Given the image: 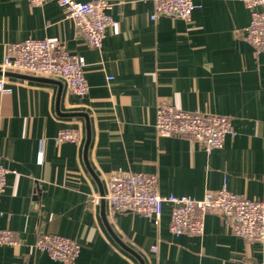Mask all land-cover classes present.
I'll return each instance as SVG.
<instances>
[{"label":"crops","instance_id":"crops-1","mask_svg":"<svg viewBox=\"0 0 264 264\" xmlns=\"http://www.w3.org/2000/svg\"><path fill=\"white\" fill-rule=\"evenodd\" d=\"M110 1L115 23L94 48L57 1L0 0V65L8 44L55 37L84 57L89 83L80 97L60 79L5 76L0 230L18 242L0 244V264H62L35 249L44 233L80 243L74 264H264V241L235 235L220 213L205 215L203 234L176 236L169 204L157 222L91 202L118 171L155 173L161 194L200 199L225 185L264 198V49L243 37L250 12L242 0H197L191 21L153 20L150 1ZM161 102L229 115L233 133L210 152L185 136H160ZM63 128L78 129L80 141L58 143Z\"/></svg>","mask_w":264,"mask_h":264},{"label":"built area","instance_id":"built-area-1","mask_svg":"<svg viewBox=\"0 0 264 264\" xmlns=\"http://www.w3.org/2000/svg\"><path fill=\"white\" fill-rule=\"evenodd\" d=\"M53 0H29L40 6ZM64 8L85 41L101 48L107 29L115 23L110 14V0H55ZM154 6L151 18L158 16L191 21L193 11L200 7L197 0H144ZM250 12V21L243 29V37L253 46L264 49V0H242ZM85 59L71 53L55 37L29 38L8 44L0 65V91H6L8 72L64 81L69 90L80 97L89 91L85 77ZM155 128L163 137L185 136L200 143L207 152L223 147L227 135L233 133L231 116L188 111L173 103L161 102L157 108ZM80 131L63 128L56 141L78 143ZM9 172L0 163V197ZM108 191L91 199L94 205L106 202L113 211L137 212L159 221L164 204L171 206L169 230L173 235H201L205 230V215L220 213L228 221L232 232L250 242L264 241V198L248 199L230 191L225 185L216 191H207L200 199L187 195L161 194L155 173L118 171L108 178ZM15 232L0 230V244H17ZM36 250L47 253L62 264H74L80 253V243L70 237L44 233L34 243ZM156 250V247H154Z\"/></svg>","mask_w":264,"mask_h":264},{"label":"water","instance_id":"water-1","mask_svg":"<svg viewBox=\"0 0 264 264\" xmlns=\"http://www.w3.org/2000/svg\"><path fill=\"white\" fill-rule=\"evenodd\" d=\"M19 75L22 76V77L34 78V79H38V80H41V81H52L53 80L51 78H46V77H36V76L25 75V74H19ZM88 142H89V135H88Z\"/></svg>","mask_w":264,"mask_h":264}]
</instances>
